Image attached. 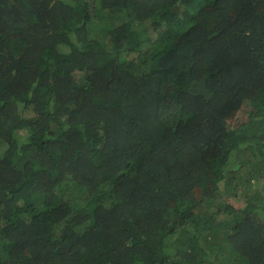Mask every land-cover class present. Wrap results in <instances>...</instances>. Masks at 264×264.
<instances>
[{"label": "trees", "instance_id": "1", "mask_svg": "<svg viewBox=\"0 0 264 264\" xmlns=\"http://www.w3.org/2000/svg\"><path fill=\"white\" fill-rule=\"evenodd\" d=\"M0 264H264V0H0Z\"/></svg>", "mask_w": 264, "mask_h": 264}, {"label": "rangeland", "instance_id": "2", "mask_svg": "<svg viewBox=\"0 0 264 264\" xmlns=\"http://www.w3.org/2000/svg\"><path fill=\"white\" fill-rule=\"evenodd\" d=\"M224 199V198H223ZM226 201H227V203L229 204V205H231V204H233L234 202H236V203H238V204H241V202L240 201H238V200H236V198H231V197H226ZM200 221H204V219L202 218V219H199Z\"/></svg>", "mask_w": 264, "mask_h": 264}]
</instances>
